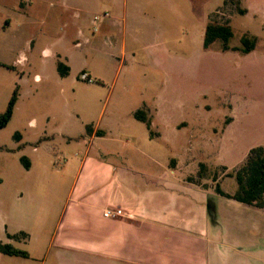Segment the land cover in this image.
I'll return each mask as SVG.
<instances>
[{"label":"rangeland","instance_id":"1","mask_svg":"<svg viewBox=\"0 0 264 264\" xmlns=\"http://www.w3.org/2000/svg\"><path fill=\"white\" fill-rule=\"evenodd\" d=\"M106 12L94 31L93 17ZM228 20L231 45L255 35L253 51H225L220 40L204 47L208 22ZM17 88L14 114L0 126V241L35 251L25 226L50 242L87 154L154 175L177 158L187 182L235 192L228 173L264 145V0H0V113ZM138 109L152 119V134ZM88 124L101 128L94 139ZM201 162L207 177L198 175ZM31 201L42 206L35 219L21 211ZM207 205L224 218L218 264H264V208L214 188ZM43 257L0 251V264Z\"/></svg>","mask_w":264,"mask_h":264},{"label":"crops","instance_id":"2","mask_svg":"<svg viewBox=\"0 0 264 264\" xmlns=\"http://www.w3.org/2000/svg\"><path fill=\"white\" fill-rule=\"evenodd\" d=\"M91 127L94 139L101 128ZM109 157L87 154L80 160V184L50 242L23 226L25 241L35 246L30 257L44 254L39 264H218L224 218L207 205L216 184L187 182L177 158L165 174L154 175L127 168L122 160L112 165ZM106 209L116 214L106 217ZM21 211L35 219L42 206L31 201Z\"/></svg>","mask_w":264,"mask_h":264},{"label":"trees","instance_id":"3","mask_svg":"<svg viewBox=\"0 0 264 264\" xmlns=\"http://www.w3.org/2000/svg\"><path fill=\"white\" fill-rule=\"evenodd\" d=\"M227 2V0H224ZM239 6V2H237ZM240 12L245 14L248 8H239ZM234 36V29L230 20L227 22H215L210 21L206 26V31L204 35V47L209 48L213 42L220 40L222 44V49L227 50H238L243 54L250 53L257 47L258 37L255 35L244 34L242 37L241 46H232L231 38ZM70 66L62 60L58 61V70L62 76H66L70 73ZM18 99V88L14 91V94L9 102L7 109L0 113V126H5L8 124L10 119L14 114L15 105ZM135 117L139 120L144 121L148 128L153 132L152 119L149 117L148 113L144 109H138L135 112ZM92 127L90 124L87 125V132L91 133ZM101 133L102 131H98ZM21 134L16 133V137L19 138ZM22 161L27 168H30L31 161L28 157L22 156ZM209 167L205 162L200 163V169L198 171L199 177H207V171ZM228 175L235 176L238 182L237 190L231 194L226 192L221 184L218 182L215 186L217 192L221 195L227 196L229 198H234L240 202H244L250 205L258 206L264 208V145L254 146L250 150V154L246 162L238 168L235 172H229ZM189 181L201 184L195 177L189 176ZM213 179L217 181L219 179V174L216 171L213 175ZM205 186H209L206 184ZM21 234L27 235L26 232L21 231ZM11 238L19 237L18 234H9ZM0 251L4 254L9 255H20L29 256L27 250L16 247L10 242L0 241Z\"/></svg>","mask_w":264,"mask_h":264},{"label":"built area","instance_id":"4","mask_svg":"<svg viewBox=\"0 0 264 264\" xmlns=\"http://www.w3.org/2000/svg\"><path fill=\"white\" fill-rule=\"evenodd\" d=\"M106 16H109V12H106L105 14L103 15H99V14H96L94 17H93V21H94V31H97L98 30V26H99V23L100 21L103 19V17H106ZM81 77L82 79L84 80H90V76L88 73L86 72H83L81 74ZM116 213L115 211H113L112 209H106L105 212H104V215L106 217H112L114 216Z\"/></svg>","mask_w":264,"mask_h":264}]
</instances>
